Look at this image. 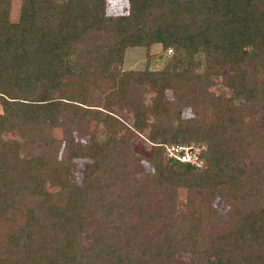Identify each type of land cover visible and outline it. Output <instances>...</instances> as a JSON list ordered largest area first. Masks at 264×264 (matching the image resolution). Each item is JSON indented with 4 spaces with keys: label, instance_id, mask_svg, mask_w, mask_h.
<instances>
[{
    "label": "trees",
    "instance_id": "1",
    "mask_svg": "<svg viewBox=\"0 0 264 264\" xmlns=\"http://www.w3.org/2000/svg\"><path fill=\"white\" fill-rule=\"evenodd\" d=\"M22 1L28 10L17 21H0V264H264V190L250 184L264 185V0ZM155 44L174 52L171 69H119L127 48ZM212 76L243 100L238 114L231 100L207 91ZM184 105L196 118H181ZM257 105L255 134L245 114ZM116 109L133 113V122ZM82 120L101 122L107 139L98 151L65 137L80 184L68 166L47 179L42 156L23 158L20 145L2 137L17 131L60 144L50 129ZM136 134L151 145L150 156L134 153ZM197 143L206 146L201 170L164 163L165 145ZM142 160L152 172L139 180ZM179 187L184 210L176 205ZM159 195L169 210L155 202ZM213 198L227 210L213 208ZM99 216L107 225L131 216L139 223L125 222L124 233L88 232ZM165 221L160 235L144 238L147 225ZM180 256L188 260L178 263Z\"/></svg>",
    "mask_w": 264,
    "mask_h": 264
},
{
    "label": "rangeland",
    "instance_id": "2",
    "mask_svg": "<svg viewBox=\"0 0 264 264\" xmlns=\"http://www.w3.org/2000/svg\"><path fill=\"white\" fill-rule=\"evenodd\" d=\"M116 4H123V0H114L111 2V7H114ZM126 4V2H125ZM1 7V6H0ZM10 8V16L8 14V10ZM21 8L27 9L25 3L22 0H9L7 8H0V21H10L15 22L19 18V11L21 13ZM51 15V11L46 12V16ZM42 22V21H41ZM44 24H42L43 26ZM174 52L172 49L163 50L161 45H152L148 50L143 47H129L125 51L124 60L122 65L119 69L123 71H143L147 68L150 70H165L171 69V66L174 64ZM197 66L196 70L199 73L205 72V64L204 60L198 59L196 60ZM229 68H225L223 72H227ZM208 92L213 93L217 97H220L221 100L227 102L231 100L229 107H231L236 114L240 112L243 107V100L235 99L232 95H230V91L222 84L221 78L217 76H212L209 78L208 81ZM151 94H145L146 102H148L151 98ZM232 96V98H231ZM94 108H100L98 106H102V98L100 95H94ZM165 99L172 100L171 93L169 91L165 92ZM1 112V109H0ZM116 115L122 121L126 122V124L130 125L133 122V113L125 110V109H116ZM262 114V106L257 105L249 108L245 114L246 120L249 130L253 133L257 134L261 132V125L262 120L260 116ZM195 111L191 110L188 105H184L181 111V118H196ZM67 122V121H66ZM69 126V127H68ZM49 131V130H48ZM52 136L54 135L56 139L61 140L60 144L54 143H46L44 141H30L28 138L22 137L21 134L17 131L6 132L2 134V137L7 141H12L20 145V154L23 158H28L29 156H42L44 158V176L47 179L53 178L52 176L55 175L58 171L62 169L64 166H68L67 168L71 172V179L76 183H81L82 178V170L79 166V161L76 159H66L65 150H64V142L65 137L68 134L74 135L77 140L80 142H84L89 144L93 150L102 151L104 142L106 141V132L104 126L99 121H92V120H82L74 125L71 124L67 125L65 129L56 130L50 129L49 131ZM132 149L134 153L145 158L151 155V145L145 140L144 136L141 134H136L133 141L131 142ZM164 155L163 160L164 163H173V160L178 162H189L194 164L196 168L201 170L204 167V162L202 159L198 157V154H201L205 151L206 146L203 143L197 144H189V145H165L164 147ZM176 156H180V159H177ZM244 165L248 166L250 163L249 156H245L243 160ZM138 173L136 176L140 179L145 178L146 173L152 172V168L149 164H147L144 160H142L138 165ZM250 184L252 186H256L259 190H264V185H261L255 181H251ZM56 189L49 188V192L54 193ZM118 191V190H117ZM178 192V196L176 199V205L179 210H184L186 205V190L183 188H176ZM162 197V196H161ZM159 196H155V202L159 201V203H163L166 206L163 207L162 210H169L170 207L167 206L166 201L160 202L161 198ZM202 195L197 194V198L195 201V208L196 206L200 207L197 203L201 199ZM166 200V199H165ZM154 201H151L149 198L146 199L145 203L146 206L151 205L154 206ZM151 203V204H149ZM211 204L213 208L218 210L219 213H223L227 210L228 206L221 200L217 198H213L211 200ZM155 209V207H153ZM106 220V219H105ZM133 222L139 223L137 218L131 216L126 218L117 217L115 221H113L110 225L105 224L104 216H99L94 221H89L87 223L86 229L88 232H92L96 229H105L103 230L105 233L111 230H117L121 233L126 231L125 222ZM167 221L161 225H147V230H144L143 236L145 239L152 238L153 236L160 235L165 227ZM3 231L0 229V232ZM188 260L187 256H180L178 258V263H183Z\"/></svg>",
    "mask_w": 264,
    "mask_h": 264
},
{
    "label": "built area",
    "instance_id": "3",
    "mask_svg": "<svg viewBox=\"0 0 264 264\" xmlns=\"http://www.w3.org/2000/svg\"><path fill=\"white\" fill-rule=\"evenodd\" d=\"M177 159H180V156H176Z\"/></svg>",
    "mask_w": 264,
    "mask_h": 264
}]
</instances>
